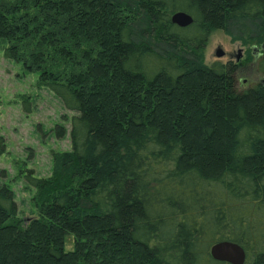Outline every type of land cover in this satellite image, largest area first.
Wrapping results in <instances>:
<instances>
[{"label": "trees", "instance_id": "1", "mask_svg": "<svg viewBox=\"0 0 264 264\" xmlns=\"http://www.w3.org/2000/svg\"><path fill=\"white\" fill-rule=\"evenodd\" d=\"M216 30L261 50V81L206 64ZM0 40L73 112L25 175L35 217L0 184V264H230L222 240L264 264V0H0Z\"/></svg>", "mask_w": 264, "mask_h": 264}, {"label": "rangeland", "instance_id": "2", "mask_svg": "<svg viewBox=\"0 0 264 264\" xmlns=\"http://www.w3.org/2000/svg\"><path fill=\"white\" fill-rule=\"evenodd\" d=\"M5 45L0 40V135L5 140V150L0 154V184L10 187L18 216L28 220L36 216V208L32 200L34 189L25 175L31 171L37 177L48 176L52 170L51 152L70 149L73 112L39 82L38 72L28 71L22 63L5 58ZM217 49L224 55L217 57ZM252 56L247 60L240 44L231 42L221 30L211 33L204 49L206 64L228 61L239 64L236 77L239 88L262 80L260 55L252 53Z\"/></svg>", "mask_w": 264, "mask_h": 264}, {"label": "water", "instance_id": "3", "mask_svg": "<svg viewBox=\"0 0 264 264\" xmlns=\"http://www.w3.org/2000/svg\"><path fill=\"white\" fill-rule=\"evenodd\" d=\"M170 20L172 23L185 27L192 23V17L183 11L172 13ZM217 57L224 55L221 49L215 51ZM239 58V56L237 57ZM209 253L214 260L223 261L230 264H245V252L243 248L231 241L222 240L212 244L209 248Z\"/></svg>", "mask_w": 264, "mask_h": 264}, {"label": "flooded vegetation", "instance_id": "4", "mask_svg": "<svg viewBox=\"0 0 264 264\" xmlns=\"http://www.w3.org/2000/svg\"><path fill=\"white\" fill-rule=\"evenodd\" d=\"M243 50H244V52H245V49L244 48H242ZM261 50L259 49V48H254L253 50H252V52L254 53V54H256V55H261V52H260Z\"/></svg>", "mask_w": 264, "mask_h": 264}]
</instances>
